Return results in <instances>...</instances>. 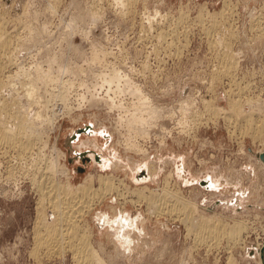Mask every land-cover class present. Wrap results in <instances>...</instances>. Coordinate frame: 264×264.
Listing matches in <instances>:
<instances>
[{
    "label": "rangeland",
    "instance_id": "1",
    "mask_svg": "<svg viewBox=\"0 0 264 264\" xmlns=\"http://www.w3.org/2000/svg\"><path fill=\"white\" fill-rule=\"evenodd\" d=\"M129 1L134 4L125 10L115 0H0L1 31L13 36L17 49L14 62L18 69L13 65L5 75L30 74V80L18 79L16 89L22 91L29 85L43 101L62 93L73 107L72 113L60 117L49 130L45 152L51 155V147L60 150L64 158L59 160L69 170L72 184L87 174L95 179L98 174H111L130 189L147 186L156 190L171 168L170 188L196 203L194 216L218 217L227 225L241 220L248 225L242 243L231 244L226 238L216 245L211 240L195 243L185 231L183 215H172V219L163 213L156 218L144 203L136 208L128 202L121 210L111 196L84 218L96 249L99 243L101 248L108 247L113 238L111 232H99L95 220L99 213L138 216L141 222L131 232L129 252L120 246L115 253L101 251L106 263L263 264L264 171L258 169V155L264 152V113L259 112L264 105V0ZM225 2L230 15L221 11ZM180 12L183 19H178ZM259 34L263 35L260 40ZM224 45L241 58L236 67L237 58L227 59ZM55 56L56 62H51ZM225 66L228 75L220 71ZM138 90L161 112L156 128H151V139L142 142L150 154L148 160L157 163L151 181H136L122 162L137 165L140 157L111 144L120 137L111 129L117 117L124 116L129 122L130 115H143L135 95ZM91 94L98 98L90 105L91 98L86 101L84 97ZM184 99L187 109L183 114L164 115L168 109L183 107ZM81 100L79 108L75 103ZM53 103H57L53 104L56 114L62 112L58 102ZM27 107L30 115L38 109L32 104ZM78 114L81 117L71 123ZM91 115L106 126V131L97 128L98 140L120 159L114 167L102 169L89 160L95 152L90 145L78 150L84 154L76 159L65 144L72 131L95 128ZM159 140L165 148L156 154ZM0 147V264H74L68 249L53 256L43 250L37 259L31 253L38 196L27 175H22L31 164L16 158V150ZM205 177L217 178L216 188H202L194 182ZM93 185L97 186L96 180ZM51 217L47 210V218Z\"/></svg>",
    "mask_w": 264,
    "mask_h": 264
},
{
    "label": "bare ground",
    "instance_id": "2",
    "mask_svg": "<svg viewBox=\"0 0 264 264\" xmlns=\"http://www.w3.org/2000/svg\"><path fill=\"white\" fill-rule=\"evenodd\" d=\"M115 2L120 4L121 7H123L125 10L131 8V3L134 4L133 1L130 2L129 0H115ZM225 5L226 2L225 4H223L221 11L224 14L230 15V13L225 12V8L227 7V5ZM179 16L178 19H183L185 17V15L182 13ZM1 24L2 23L0 21V146L6 148L7 150L12 149L13 152H15L14 150H16V158L23 159L24 162L25 159L27 161L29 160L31 164L30 167H26L25 170L22 171V175H27V178L30 179L31 187L34 189V192L37 193L38 196V199L35 202L37 209L32 235L34 236L32 239L33 245L31 248V253L35 255V259H37L36 257H38L39 252L43 250L46 253L45 255L53 256L61 254L68 249L72 253L71 256L73 258L74 264H108L106 263V260L103 257L101 251L105 252L106 250L107 252V249L112 252L115 250L118 251V248L120 246L119 249L122 248L129 252V250L132 249L131 232L138 230V224L141 222V219L138 216L132 218L129 215L127 216L121 213L114 215V217H108L107 214L103 212L99 213V215L95 217L99 232H111V236L113 238L108 247L101 248L100 246L103 245L99 243L97 245V249L93 246L91 241L92 235L87 223L88 221L84 220L85 215L94 210V208L99 205V203L102 202L103 199L111 196L115 197V204L119 205L121 210L124 209V206L126 205L125 203L128 202H130V205H135V207L139 205L141 206L142 203H144L146 204V208L150 209V215H154L156 218L163 213L167 214L168 216L170 215V217L172 215H183L182 222L185 225V231L188 235L190 234L194 237L193 241H195V243H201L202 241L209 243V241L211 240L216 245V243L221 238H226L227 241L231 242V244H237L243 240L242 236L248 226L246 225V223H244L245 221L235 220L234 222H232V224L227 225L222 222L221 218L220 220L218 217L202 215L200 216L198 214L194 216L193 213L197 212L196 203L193 202V200H184L178 190L170 188L171 180L174 176L171 168L169 169V171L167 170L163 178L162 185L156 188V190H152L147 186H142L138 189H130L126 187L121 179L111 174H98L96 179L93 174H87L81 182L72 184L69 170L59 160L60 157L64 158L60 150L51 147V151H49L51 155L45 152L48 148L50 135L49 130H51L53 125L58 121V119H60V117H67L70 113H72L71 110L73 107L67 104L65 96L62 93L58 95L51 94L52 96L50 97V99H44L43 101L41 100V98H39V95L37 96L35 94V91H32L29 85L22 91H19V88L16 89V87L20 85L19 83L21 77L25 76L28 80H30V77H28L30 74H27L25 72H15L13 73V75H5L8 72V69L13 65L16 69H18L17 64L14 62L17 49L15 46H13L15 42V39L13 40V36L5 34L1 31ZM255 28L256 26L254 27V30H256ZM262 36V34H259L258 39ZM224 49L227 50V59H233L234 57H236L238 60L239 55L236 54L235 51L232 52L229 46L224 45L223 50ZM240 59L241 58L236 61V64L233 65L234 67L239 64ZM51 62H56V56L52 58ZM226 69L227 67L225 66L224 69H221L220 71L223 74L227 73L226 75H228L229 71H226ZM18 79L20 80L18 81ZM5 89L7 92L5 91ZM135 95L137 100L139 101V110L143 112V115L140 116V118H132L130 115L129 122H127L128 118H124V116L117 117L119 119L118 121L115 120L114 127L111 125L110 126L112 130L114 129L116 134L117 132H119L117 136H122V139H119L120 137L118 139L115 138L116 140L112 141L111 144L117 149L123 148V153L125 154H134V156L140 157V162L137 165L131 161L130 164H133L132 166H129L128 163L122 162V164H124V166L128 168V171L136 175V181H151L154 179V174L157 171V163L156 160L155 162L153 160H148L150 154L148 153L147 148L143 146L142 142H146V140L150 138L152 133L151 128L155 127V125L158 123L157 121L160 118L159 114L161 116V112L158 106H156L155 104L153 106V103L148 100L149 97L145 93L138 90ZM90 98L91 105L92 101H96L98 97L92 94L89 97H84L86 101H89ZM55 100L58 102L62 110V112H60L59 114H56L57 108L55 107V105L57 103H53V101L55 102ZM24 101L29 106L30 104L34 106L37 105L38 109L34 113H32V115H30L31 110L30 112H28V105H26V107L23 106ZM235 102L236 100H234V103ZM186 103L187 101L185 102V105H183V107H181L177 111L173 109H168V111L166 112L164 111V113H167L164 115H167L170 118L173 116V114L179 112L180 114H183L184 110L187 109ZM75 104L80 108L82 106V100L80 104ZM83 107H85V105ZM259 112L264 113V105H262V109H260ZM79 117H81L80 114H78L76 118L71 119V123H76V121L78 120L77 118ZM90 118L96 122V129L91 126H87L79 130V132L72 131V134H68L65 144L71 148L76 159L80 158L84 154L80 153L78 150H80L85 145H90L92 148H94L95 152L92 153L89 160L97 163V165H99L102 169L109 168L110 166L114 167L115 165H117V163L120 162V159L115 156L114 151L110 147L106 146L105 143H102L98 140V131L100 130L97 131V128L104 129L103 127L105 126V124H103L99 120L97 115H91ZM162 124L163 127H165L164 122ZM161 128L159 129L161 130ZM170 131L171 130H169V132ZM172 133L173 132H171V134ZM82 134H84L85 137H83ZM110 134L112 135V133ZM110 134L107 135L110 136ZM105 135L106 134H104V136ZM139 137L143 140H140L141 143H138L139 141L135 140V138L140 139ZM105 138H107V136ZM121 143L123 144L122 146ZM164 148L165 146L162 145L161 142L160 144L156 145L155 153L158 154V152H161V150H163ZM55 151L56 157L52 158V156L55 154ZM104 151H106L107 155L109 154V156H107ZM4 154L6 155V153ZM259 162H257L259 163L258 169L264 171L263 162L261 160ZM134 166L135 171L133 170ZM137 172L138 174H136ZM11 173L13 172H10L9 175H11ZM61 177H64V180H61ZM140 177L141 179H139ZM205 178L199 179L197 181L194 180V182L201 185L202 188L206 187V185L209 189L216 188V183H218L217 178L212 179V177H208L209 179L206 178V181ZM95 180L97 181V186L93 185V182ZM110 209L111 211L114 210L113 207H111ZM47 210L52 215L50 220L47 218ZM209 247L211 246L209 245Z\"/></svg>",
    "mask_w": 264,
    "mask_h": 264
},
{
    "label": "water",
    "instance_id": "3",
    "mask_svg": "<svg viewBox=\"0 0 264 264\" xmlns=\"http://www.w3.org/2000/svg\"><path fill=\"white\" fill-rule=\"evenodd\" d=\"M263 156H264V152H263L262 154H259V155H258V157H260V159H261L262 161H264V157H263ZM261 251H262V250H261ZM261 258H262V257H261Z\"/></svg>",
    "mask_w": 264,
    "mask_h": 264
},
{
    "label": "crops",
    "instance_id": "4",
    "mask_svg": "<svg viewBox=\"0 0 264 264\" xmlns=\"http://www.w3.org/2000/svg\"><path fill=\"white\" fill-rule=\"evenodd\" d=\"M261 170V169H260ZM262 171V170H261ZM218 180V179H217Z\"/></svg>",
    "mask_w": 264,
    "mask_h": 264
}]
</instances>
